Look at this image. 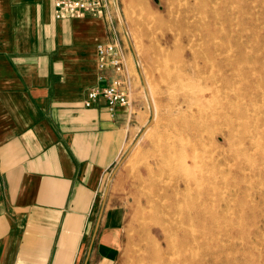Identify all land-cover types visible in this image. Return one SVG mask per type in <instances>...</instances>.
Masks as SVG:
<instances>
[{
	"label": "crops",
	"instance_id": "1",
	"mask_svg": "<svg viewBox=\"0 0 264 264\" xmlns=\"http://www.w3.org/2000/svg\"><path fill=\"white\" fill-rule=\"evenodd\" d=\"M116 39L54 0H0V264L120 263L125 216L104 195L149 108L129 56L132 107L83 103Z\"/></svg>",
	"mask_w": 264,
	"mask_h": 264
},
{
	"label": "rangeland",
	"instance_id": "2",
	"mask_svg": "<svg viewBox=\"0 0 264 264\" xmlns=\"http://www.w3.org/2000/svg\"><path fill=\"white\" fill-rule=\"evenodd\" d=\"M117 1L118 5L111 0L104 19L117 37L115 42L129 56L140 95L149 103L144 127L125 151L109 187L108 196H114L125 216L119 264H183L182 216L168 210L170 205L182 210L183 202L177 204L170 196L176 186L175 175L160 173L161 165L165 166L161 150L185 144L183 123L215 87L206 79L219 71L231 74V69L224 71L219 65L227 63V56L235 61L233 72L242 75L238 89L261 95V112L255 117L259 124L248 129L258 146L250 150V162L244 165L245 183L223 190L230 207L221 211L212 204L207 206L202 219L212 215L217 221L205 222L196 253L201 264H264V0ZM201 7L207 9L206 15L197 11ZM201 18L206 20L202 27ZM163 63L187 76L167 79ZM185 100L190 102L191 112L184 106ZM210 129L193 139L202 140L207 147L215 145L219 151V147L227 149L223 135H213ZM237 140L233 138L235 143ZM174 162L178 163L177 159ZM191 166L188 159L186 169ZM182 172L175 173L178 179ZM154 187L160 189L155 192Z\"/></svg>",
	"mask_w": 264,
	"mask_h": 264
},
{
	"label": "bare ground",
	"instance_id": "3",
	"mask_svg": "<svg viewBox=\"0 0 264 264\" xmlns=\"http://www.w3.org/2000/svg\"><path fill=\"white\" fill-rule=\"evenodd\" d=\"M197 11L201 15H206L208 12L204 7H201ZM205 24L206 20L201 18L200 27ZM157 52L163 54L159 49ZM166 57L170 56L166 55ZM225 61L227 63L219 64L220 68L224 71L231 69V74L227 75L219 71L218 75H213L206 79L215 87L211 88L208 99L203 100L201 106L197 107L198 109L192 113L190 119L183 123L184 129L187 132L185 144H175L161 150L162 160L165 162L163 165L165 166L161 165L160 173L164 175L169 171L172 175H175V179L177 180L176 186L170 196L174 198L177 204L178 202H183L182 210L175 208L174 205L168 206L169 212H174L175 210V213L178 214L180 212L182 216L179 227L183 237V264H201V258L196 253L197 240L203 231L206 230L205 222L214 224L217 221L212 215L207 219H202L206 213V209H208L207 206L212 204L213 208L216 207L221 211L230 207V200L223 195V190H229L231 187L236 188L241 183H245L246 179L242 174L246 168L244 165H247L248 161L250 162V150L258 146V143L256 144L254 140V135L250 136L248 129L253 124H259L260 120L258 121L255 117L261 112L258 104V98H261V95L248 91H240L238 89V80L242 75L233 72L235 61L232 58L227 56ZM167 66L164 68L166 69ZM168 67L166 71L164 70L167 72V79L181 80L187 76L183 72L175 73ZM201 73V71L198 72L199 75ZM183 103L187 110L190 111V102L185 100ZM220 126L229 128V136L223 130L224 127L221 128ZM208 128H211L210 131L213 135H223V139L228 144L227 149L219 147V151L218 149L216 150L215 145H208L209 147H207V144L205 145L202 140L197 139L199 142L194 140L198 137L199 132ZM234 137L238 139L236 143L233 141ZM247 139H249L248 144L246 142ZM176 153L178 154L177 158L173 156ZM186 158L192 162V166L188 169H186V162L188 160ZM176 159L178 163L174 162ZM178 171H184L182 172L183 177L180 179L175 174ZM235 173L241 175L235 177L233 176ZM157 189L159 190L160 188L154 187L153 191L156 192ZM210 201L213 202L210 203Z\"/></svg>",
	"mask_w": 264,
	"mask_h": 264
},
{
	"label": "built area",
	"instance_id": "4",
	"mask_svg": "<svg viewBox=\"0 0 264 264\" xmlns=\"http://www.w3.org/2000/svg\"><path fill=\"white\" fill-rule=\"evenodd\" d=\"M110 6L111 0H54V15L57 20L85 17L104 19L108 18ZM97 62L100 84L88 90L84 106L90 108L104 100L112 113L119 107L131 108L134 78L123 48L117 42L99 43ZM108 71L114 74L109 75Z\"/></svg>",
	"mask_w": 264,
	"mask_h": 264
},
{
	"label": "water",
	"instance_id": "5",
	"mask_svg": "<svg viewBox=\"0 0 264 264\" xmlns=\"http://www.w3.org/2000/svg\"><path fill=\"white\" fill-rule=\"evenodd\" d=\"M116 4L118 5V1L116 0ZM153 122V120H151L150 121V124ZM116 172V171H115ZM115 172H114V174H115ZM113 174V175H114ZM113 175H112V177L108 180V182H107V187H106V191H105V195H104V200H106L107 199V196H108V193H109V187H110V184H111V181H112V178H113Z\"/></svg>",
	"mask_w": 264,
	"mask_h": 264
}]
</instances>
